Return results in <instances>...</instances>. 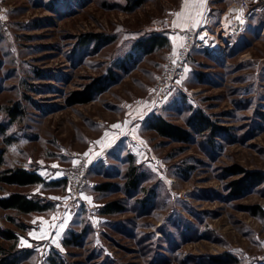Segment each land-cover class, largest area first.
<instances>
[{"label": "rangeland", "instance_id": "1", "mask_svg": "<svg viewBox=\"0 0 264 264\" xmlns=\"http://www.w3.org/2000/svg\"><path fill=\"white\" fill-rule=\"evenodd\" d=\"M236 1H3L0 177L23 167L45 183L0 180V197L22 192L48 208L20 213L0 206V264H49L52 254L67 264H264V182L233 195L231 182L243 174L229 170L264 174V11L240 29L224 14ZM178 26L182 40L195 29V43L174 91L156 102L155 76L176 47L143 52L135 42ZM94 33L109 39L98 42ZM100 76H111L102 92L69 103ZM195 110L226 131L185 143L146 127L152 114L186 127ZM85 153L97 162L74 199L64 176ZM130 166L139 189L126 193ZM104 182L114 186L95 189ZM115 200L124 210L102 213ZM66 217L63 228L53 227ZM71 232L82 234L80 243L66 246Z\"/></svg>", "mask_w": 264, "mask_h": 264}, {"label": "trees", "instance_id": "2", "mask_svg": "<svg viewBox=\"0 0 264 264\" xmlns=\"http://www.w3.org/2000/svg\"><path fill=\"white\" fill-rule=\"evenodd\" d=\"M145 0H134V4L138 5L144 2ZM92 39H96V41L100 42L104 38L102 34L94 33L92 35ZM105 40H108L109 37H105ZM135 46L139 49H142L143 52H151L155 48L165 47L169 44V39L166 36L161 34H152L143 39L135 42ZM111 80V76H100L95 82L88 84L85 89L81 92H75L73 98H70L69 103H85L90 101L95 94L102 92L109 81ZM186 127L173 123L172 121L167 120L165 117L159 114H152L147 117L145 120L146 127L148 129L154 130L159 136L166 137L171 140H176L179 142L189 143L192 141L195 135L201 134L203 132L210 133V140L213 139L217 135H221V133L226 131L225 126H219L214 121L211 120L209 116L202 111L195 110L193 111L189 117L186 119ZM1 162V159H0ZM232 174H243L242 177L237 178L233 182H231V189L233 195L240 194L243 190L249 189L251 187L259 185V183L264 182V174L260 171H244L240 168H236L233 166L230 168ZM126 180H125V192L127 193L130 190L136 191L139 189L140 177L135 172V167L130 166L128 171L126 172ZM0 180L6 184H15L19 186L30 185L35 183H45V179L38 174L34 170H29L23 167H15L6 169ZM114 186V183L104 182L97 184L95 186L96 190H108ZM0 206L6 209H13L20 213H29L33 211H44L48 208V204L41 203L39 200H35L34 198L28 197L26 194L22 192H11L8 196L0 197ZM124 210V206L121 205L117 200L109 201L104 204L102 207V213H116L122 212ZM7 238H14L13 234L7 233ZM82 237L81 233H73L71 232L70 239L68 237L63 239L64 245H78L80 243V239ZM50 256L48 258L49 264H67L61 259L59 255ZM2 264H14L15 261H8L6 258L1 262Z\"/></svg>", "mask_w": 264, "mask_h": 264}, {"label": "built area", "instance_id": "3", "mask_svg": "<svg viewBox=\"0 0 264 264\" xmlns=\"http://www.w3.org/2000/svg\"><path fill=\"white\" fill-rule=\"evenodd\" d=\"M0 0V12L2 3ZM256 10L264 11V0H257L256 6H252L249 0H238L230 3L226 11L229 16V24L235 25L240 29L246 26V22ZM241 12L243 15H241ZM237 16H241L244 23H240ZM264 29V27H263ZM196 31L193 28L185 30L181 44L167 52L166 57L154 79V99L156 102H162L169 98L175 89L177 80L184 74L188 56L192 45L195 43ZM183 45V47L181 46ZM94 158L87 159L84 154L78 156V167L69 166V170L65 172V179L68 185L69 195L74 199H78L79 192L86 185L85 176L88 170L95 164Z\"/></svg>", "mask_w": 264, "mask_h": 264}, {"label": "snow or ice", "instance_id": "4", "mask_svg": "<svg viewBox=\"0 0 264 264\" xmlns=\"http://www.w3.org/2000/svg\"><path fill=\"white\" fill-rule=\"evenodd\" d=\"M193 2L194 3H200V4H202L203 2H204V0H193ZM176 15L179 17L180 16V13H176ZM241 15H243V13L241 12ZM3 19H5V17H3V16H0V20H3ZM236 19H238L239 21H240V23H244V21H243V19H241V16H237L236 17ZM195 26V25H194ZM201 39H203V37H200ZM182 47H183V45H181ZM111 127H113V128H119L120 127V125L119 124H116V125H112ZM105 135H107V133L105 134ZM96 143H100V141H97ZM84 155H87V153H85ZM72 163L75 165L76 163H77V161H72ZM52 167H56L55 165H53ZM68 191H71V189H68ZM84 199H88L89 201H90V197H83ZM53 199H58V198H53ZM55 219V218H54ZM35 222V221H34ZM67 223V217L61 222V224L60 225H53V227L54 228H56V227H58V228H63L64 226H65V224ZM57 234H59V233H57ZM47 233H44L43 231H42V233H41V239H43V238H47ZM22 243H26V242H24V241H22ZM57 247H59V244H57Z\"/></svg>", "mask_w": 264, "mask_h": 264}, {"label": "crops", "instance_id": "5", "mask_svg": "<svg viewBox=\"0 0 264 264\" xmlns=\"http://www.w3.org/2000/svg\"><path fill=\"white\" fill-rule=\"evenodd\" d=\"M184 4H182V8L180 7L178 9V12L177 13H180V15L183 13V9H184ZM195 6V4L193 5ZM195 8L193 11H191L190 13H192V15H196L197 14V7H193ZM182 31L181 28L178 26V28H176V30L174 31H168L167 34H166V37L169 39V43L171 45V47H178L180 44H181V41H182V35L181 33H179V31ZM96 162H97V159H96ZM95 162V163H96Z\"/></svg>", "mask_w": 264, "mask_h": 264}, {"label": "bare ground", "instance_id": "6", "mask_svg": "<svg viewBox=\"0 0 264 264\" xmlns=\"http://www.w3.org/2000/svg\"><path fill=\"white\" fill-rule=\"evenodd\" d=\"M224 14H226L227 15V23L229 22V16H228V13L227 12H225ZM223 14V15H224ZM226 28V21L223 19L222 21H221V23L218 25V27H217V30H218V32L219 31H222L223 29H225ZM205 35V34H204ZM204 35H202V36H204ZM208 44V43H207ZM215 45L217 46V47H219V46H221V44L218 42V41H215Z\"/></svg>", "mask_w": 264, "mask_h": 264}]
</instances>
